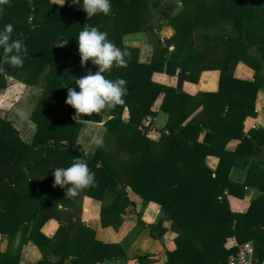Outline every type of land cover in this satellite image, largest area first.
<instances>
[{
  "label": "trees",
  "instance_id": "trees-1",
  "mask_svg": "<svg viewBox=\"0 0 264 264\" xmlns=\"http://www.w3.org/2000/svg\"><path fill=\"white\" fill-rule=\"evenodd\" d=\"M151 1L110 0L109 14L90 18L70 0L57 8H50V0H9L0 5V29L11 24V37L22 38L29 53L20 67L0 61V88L7 87V76L39 88L30 111L35 128L29 141L11 119L0 115V233L10 239L19 233L22 241L39 248L42 257L29 264H61L65 257H70V264L88 261L91 251L68 236L67 226L60 222L52 237L40 228L49 218L60 221L66 216L72 222L84 195L101 201L102 225L117 227L130 202L125 186L159 205L156 223L146 224L150 232L161 233L163 220L171 221L174 247L165 250L163 264H225L235 250L223 247L228 237L238 243L251 240L256 264L264 258L260 158L264 128L255 126L245 132L243 126L247 116L255 115V94L264 87V0H180L183 8L169 19L174 35L163 40L153 32L158 27L148 23ZM89 26L106 32L126 52V64L113 66L104 75L110 80L123 78L127 92L123 103L113 109L75 121V109L64 101L67 89H76L75 67L80 65L76 36ZM144 30L153 32L148 62L139 61L138 49L122 41L124 34ZM61 39H66L63 45L55 43ZM238 61L254 70L253 79L233 75ZM179 64L189 81H196L201 70L218 69L217 90L191 95L151 79L153 71H169ZM159 94L163 95L159 109L167 118L159 138L153 140L139 124L154 115L152 105ZM124 108L127 120L122 118ZM83 121L105 128L102 144L90 153L77 143ZM215 137L223 138L222 145L213 144ZM231 138L247 144L249 151L223 147ZM207 155L218 158L213 170L205 163ZM77 159L86 161L95 182L69 197L67 185L53 186L51 172ZM235 165L246 168L243 181L229 176ZM252 188L257 193L244 208L231 206L230 196L242 199ZM47 253L59 258L52 262ZM114 255L107 253V257ZM18 258L6 250L0 253V264H18Z\"/></svg>",
  "mask_w": 264,
  "mask_h": 264
},
{
  "label": "crops",
  "instance_id": "crops-1",
  "mask_svg": "<svg viewBox=\"0 0 264 264\" xmlns=\"http://www.w3.org/2000/svg\"><path fill=\"white\" fill-rule=\"evenodd\" d=\"M61 3H63V0ZM182 8L183 5L180 0H156V2L149 7L150 14L148 23L154 27H158V29L154 28L153 32H156L162 40L164 38H171L174 35V29L169 23V19ZM153 32L148 31V36L152 37ZM147 37L143 31L127 33L122 36L123 44L138 49L137 59L141 62H148L151 59L152 51ZM169 48L172 49V46H169ZM92 66L91 63L85 67L76 65L75 70L78 78L85 75L89 70L94 72ZM168 70L169 71H153L151 79L158 83L175 87L177 69L169 67ZM233 75L240 79L251 80L253 79L254 70L242 61H238L233 68ZM218 78V69L201 70L196 81L184 79L180 89L191 95L200 91H216L218 88ZM9 83L10 82H8V84ZM13 85L17 88L19 87L21 92H23L26 87L25 84L17 80H15V84ZM7 86L8 87L4 88L5 91L11 87V85ZM162 97L163 95L159 94L152 105L154 115L146 116L139 124V128L142 131H146L147 136L153 140L159 138L160 132L167 118L166 113L159 109ZM254 109L255 115L247 116L244 119L243 126L245 132L255 126H261L264 128V87H259L256 91ZM127 117L128 112L124 108L122 118L127 120ZM85 124L94 125L96 123L83 121L81 127ZM13 125L15 126L14 122ZM15 127L17 128V126ZM32 134L33 132L28 138H24L20 132L21 137L26 141L31 139ZM103 135H101V137ZM78 139L79 136L77 137V142ZM222 140V137H215L213 139V144L220 146L222 145ZM223 147L231 151L240 150L244 152H247L250 149L247 144H243L239 139L235 138L227 140ZM260 158L263 161L264 168V145ZM217 162L218 158L216 156L207 155L205 157V163L212 170L215 169ZM245 175L246 168L239 165H235L230 169L229 176L232 179L243 181ZM124 192L130 202L120 213L122 220L117 227L112 225H102L99 218L102 204L101 201L84 195L80 199L78 206L79 209L73 216L72 222L68 221L66 216H61L60 221L56 218H49L42 224L40 231L45 236L52 237L56 233L60 222L67 226L68 236L72 237L74 241L75 239H78L81 244L86 245L89 251H91V253H89V260H82L79 264H163L166 261L165 250L174 247V242L172 240L174 233L170 228L171 221L163 220L161 226L164 228V231L161 233H158L155 230L150 232L146 224L156 223L158 216L161 214L159 205L154 201L144 200L129 186L124 187ZM256 193L257 190L252 188L248 190L242 199L230 196V204L235 209H242L246 202ZM138 218L142 220L143 223H139L137 221ZM81 223L86 228L90 229L91 232L83 230L80 225ZM97 242L102 244H98ZM235 243V238L228 237L225 240L223 247L225 249H234ZM6 250H10L13 254H18V264L36 262L42 257L39 248L31 241H22L19 233L11 239L7 234L0 233V253L5 252ZM112 251L115 255L107 257V253H112ZM47 258L53 262L58 259L59 256L47 253ZM256 259L257 258L253 255L252 250L251 260L255 264ZM61 264H70V257H65ZM260 264H264V258L261 260Z\"/></svg>",
  "mask_w": 264,
  "mask_h": 264
},
{
  "label": "clouds",
  "instance_id": "clouds-1",
  "mask_svg": "<svg viewBox=\"0 0 264 264\" xmlns=\"http://www.w3.org/2000/svg\"><path fill=\"white\" fill-rule=\"evenodd\" d=\"M8 2L9 0H0V5ZM70 3L77 4L89 18L97 13L107 15L110 12V0H70ZM12 31L11 24H6L0 29V61L20 67L29 53L22 38L11 37ZM75 41L80 65L90 61L96 66L94 72L89 70L82 77L75 79L76 89H67L64 102L75 109L72 118L77 121L82 116L108 111L123 103L122 97L126 94L127 87L123 78L110 80L104 75L113 66L122 67L126 64V52L108 39L106 32L98 30L95 26L84 27L77 34ZM65 42L66 39H61L55 43L63 45ZM92 142L100 146L103 141L101 137L94 136ZM51 175L54 187L64 188L67 185L65 195L69 197L75 196L78 190L92 186L95 182L94 173L89 170L86 161L80 159L67 167L52 168Z\"/></svg>",
  "mask_w": 264,
  "mask_h": 264
},
{
  "label": "rangeland",
  "instance_id": "rangeland-1",
  "mask_svg": "<svg viewBox=\"0 0 264 264\" xmlns=\"http://www.w3.org/2000/svg\"><path fill=\"white\" fill-rule=\"evenodd\" d=\"M62 0H50V8H57L58 5H61ZM156 0H152L149 7L154 4ZM150 11V10H149ZM149 30H144L146 37L148 36ZM149 44L153 40L152 37H147ZM160 40H162L160 38ZM170 49V48H169ZM152 51V46H151ZM152 53V52H151ZM152 56V54H151ZM177 69V68H176ZM7 81L10 82L8 85H11L10 89L7 91L4 88H0V115H6L10 118L18 130L21 132L24 138H28L30 134L34 131V123L30 119V111L34 102L35 97L39 92L38 87L26 86L24 91L21 92V89L13 84H15V79L12 77H6ZM8 87V86H7ZM3 90V91H2ZM2 91V92H1ZM104 132V127L101 123H96L94 125L85 124L83 125L78 132V146L85 153H90L94 150L96 145L92 142L94 136L101 137ZM173 231V230H172ZM174 236L176 235L173 231ZM173 240V239H172ZM174 242V241H173Z\"/></svg>",
  "mask_w": 264,
  "mask_h": 264
},
{
  "label": "built area",
  "instance_id": "built-area-1",
  "mask_svg": "<svg viewBox=\"0 0 264 264\" xmlns=\"http://www.w3.org/2000/svg\"><path fill=\"white\" fill-rule=\"evenodd\" d=\"M234 247L235 250L228 254L225 264H255L251 260V253L253 250V243L251 240L242 243L236 241Z\"/></svg>",
  "mask_w": 264,
  "mask_h": 264
},
{
  "label": "water",
  "instance_id": "water-1",
  "mask_svg": "<svg viewBox=\"0 0 264 264\" xmlns=\"http://www.w3.org/2000/svg\"><path fill=\"white\" fill-rule=\"evenodd\" d=\"M184 73H185V69H184L183 64H179L177 66L176 84H175V87L177 89H180L182 87V81L184 80Z\"/></svg>",
  "mask_w": 264,
  "mask_h": 264
}]
</instances>
